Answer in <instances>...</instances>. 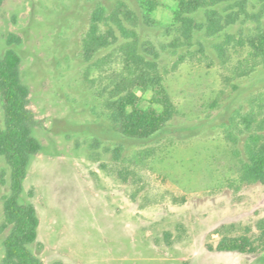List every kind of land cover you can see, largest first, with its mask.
<instances>
[{
	"label": "rangeland",
	"instance_id": "obj_1",
	"mask_svg": "<svg viewBox=\"0 0 264 264\" xmlns=\"http://www.w3.org/2000/svg\"><path fill=\"white\" fill-rule=\"evenodd\" d=\"M119 1L140 16L138 34L159 52L177 105L168 126L147 140L115 131L106 104L107 66L98 68L83 55L95 6ZM159 1L152 25L138 0H5L2 6L0 54L13 48L20 55L40 121L34 135L42 149L32 158L21 200L38 210V239L30 248L45 264H264V250L218 249L225 235L255 238L261 231L264 183L229 184L238 157L228 132H237L232 119L264 91V69L225 86L215 39L197 33L189 51H175L176 2ZM260 7L250 0L252 10ZM255 25L238 22L228 30ZM136 92L139 106L149 109L153 92ZM4 124L0 95V128ZM244 139L240 135L237 144L242 152ZM10 183V167L0 156V227ZM7 234L0 230V264Z\"/></svg>",
	"mask_w": 264,
	"mask_h": 264
},
{
	"label": "trees",
	"instance_id": "obj_2",
	"mask_svg": "<svg viewBox=\"0 0 264 264\" xmlns=\"http://www.w3.org/2000/svg\"><path fill=\"white\" fill-rule=\"evenodd\" d=\"M142 18L148 25L155 23L159 0H138ZM259 11L250 8V0H175L172 29L179 32L171 44L176 51H189L197 33L215 39L214 51L222 67V81L230 86L234 80L250 77L264 69V0H257ZM5 0H0V11ZM204 12V19L197 14ZM256 21L249 31L228 29L238 22ZM140 16L127 3L119 1L112 8L95 6L89 28L83 38V55L89 62L96 59L97 67L107 66V107L113 128L119 134L147 140L164 130L175 117L177 105L166 84L167 71L161 68L156 48L141 40L137 26ZM14 36L8 42L13 43ZM201 52L206 46L201 43ZM180 55L179 61L184 60ZM21 57L10 48L0 54V95L4 107V127L0 128V156L11 171L10 192L4 197L3 264H45L30 245L38 239L40 217L36 206L22 202L25 179L32 158L42 149L34 128L40 123L30 107V89L21 74ZM102 69V68H101ZM237 85H233L236 87ZM137 87L153 92L151 107L139 106ZM237 132H228L232 150L238 162L236 178L230 185L264 183V91L255 94L250 107L232 119ZM245 135L244 151L237 144ZM120 156V149L115 150ZM260 234L255 238L243 234L225 235L219 250L256 252L264 250V219Z\"/></svg>",
	"mask_w": 264,
	"mask_h": 264
}]
</instances>
